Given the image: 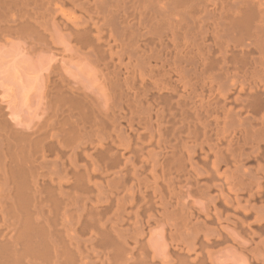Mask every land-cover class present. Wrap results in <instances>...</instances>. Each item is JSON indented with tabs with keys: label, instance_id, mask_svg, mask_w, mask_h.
<instances>
[{
	"label": "bare ground",
	"instance_id": "1",
	"mask_svg": "<svg viewBox=\"0 0 264 264\" xmlns=\"http://www.w3.org/2000/svg\"><path fill=\"white\" fill-rule=\"evenodd\" d=\"M9 38L104 89L0 108V264H264V0H0Z\"/></svg>",
	"mask_w": 264,
	"mask_h": 264
},
{
	"label": "rangeland",
	"instance_id": "2",
	"mask_svg": "<svg viewBox=\"0 0 264 264\" xmlns=\"http://www.w3.org/2000/svg\"><path fill=\"white\" fill-rule=\"evenodd\" d=\"M23 42L0 41V108L13 125L28 130L42 119L44 77L54 65L62 67L71 83L78 84L96 103L103 105L104 87L92 57L75 53L69 47L64 48L65 45L61 46L63 55L60 56L58 50L53 51L54 54L50 53L52 51H31ZM222 258L223 255L219 259Z\"/></svg>",
	"mask_w": 264,
	"mask_h": 264
}]
</instances>
